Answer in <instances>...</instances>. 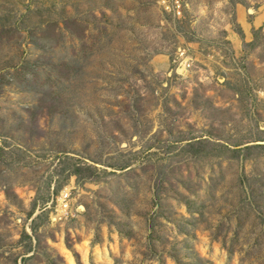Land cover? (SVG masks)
I'll list each match as a JSON object with an SVG mask.
<instances>
[{"label": "rangeland", "instance_id": "374dc122", "mask_svg": "<svg viewBox=\"0 0 264 264\" xmlns=\"http://www.w3.org/2000/svg\"><path fill=\"white\" fill-rule=\"evenodd\" d=\"M0 264H264V0H0Z\"/></svg>", "mask_w": 264, "mask_h": 264}, {"label": "built area", "instance_id": "2783aa9c", "mask_svg": "<svg viewBox=\"0 0 264 264\" xmlns=\"http://www.w3.org/2000/svg\"><path fill=\"white\" fill-rule=\"evenodd\" d=\"M178 5V3H177ZM186 54L183 53L182 55H180V58L185 56ZM187 60V61H186ZM186 60H182V62H177L175 61L174 64H178V65H181V67L183 66V68H186V69H189L191 68V63H190V59L189 58H186ZM69 192L68 191H64L62 194H61V199L59 201V205H58V211L57 213L60 215V217H63V216H67V211L69 210V205H68V199H69ZM61 213V214H60Z\"/></svg>", "mask_w": 264, "mask_h": 264}]
</instances>
